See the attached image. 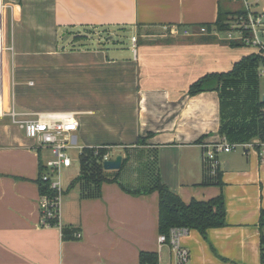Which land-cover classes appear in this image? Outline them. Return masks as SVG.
<instances>
[{
  "label": "crops",
  "instance_id": "0c3cea01",
  "mask_svg": "<svg viewBox=\"0 0 264 264\" xmlns=\"http://www.w3.org/2000/svg\"><path fill=\"white\" fill-rule=\"evenodd\" d=\"M221 5L0 0V264H138L140 252L159 254L158 195L143 192L155 173L184 203L222 196L225 226L207 231L212 245L227 261L258 262L264 164L253 152L219 153L223 185L205 184L211 171L202 145L222 138L220 95L188 94L202 77L227 73L255 53L198 34L202 26L213 27L223 8L242 10L237 0ZM69 85L75 91L61 92ZM65 101L72 107L62 106ZM13 108L19 114L74 113L78 156L82 149L105 150L108 160L136 162L143 169L135 180L145 176L143 189L125 188L120 174L107 171L117 181L103 183L98 198L81 200L79 190H68L70 182L61 202L62 230L40 227L38 180L47 150L12 123ZM79 172L78 164L75 178ZM192 240L188 233L181 244L190 250Z\"/></svg>",
  "mask_w": 264,
  "mask_h": 264
},
{
  "label": "trees",
  "instance_id": "16d2710c",
  "mask_svg": "<svg viewBox=\"0 0 264 264\" xmlns=\"http://www.w3.org/2000/svg\"><path fill=\"white\" fill-rule=\"evenodd\" d=\"M223 13L219 11L213 27L202 26L208 32L212 29L223 32L227 29L228 21L239 14ZM231 48L242 47L239 44L226 43ZM264 67V57L251 54L236 62L227 73L210 74L194 82L188 90L190 96L206 92L218 91L220 95V127L219 134L230 144L246 143L252 139L264 141V101L258 92L255 94L254 112L250 116L242 114L246 101L238 91L247 82L257 87V68ZM238 90V91H237ZM105 150L82 149L78 156L79 175L71 181L68 190L78 185L79 198L93 199L100 196L103 183L117 181V176L110 178L103 169ZM125 160L122 161L121 168ZM43 170V168H42ZM119 170L116 171L119 174ZM42 172V171H41ZM205 184L222 186L221 175L217 169ZM39 193L48 194L47 183L39 177ZM137 192V191H136ZM131 191V193H136ZM144 193L158 195V232L159 235H168L171 228H185L195 231L204 237L208 230L220 229L225 226L226 211L222 196L207 201L192 199L184 203L176 194L171 192L155 173ZM264 226V210L261 211L259 227ZM158 254L155 252H140L138 264H157Z\"/></svg>",
  "mask_w": 264,
  "mask_h": 264
},
{
  "label": "built area",
  "instance_id": "2783aa9c",
  "mask_svg": "<svg viewBox=\"0 0 264 264\" xmlns=\"http://www.w3.org/2000/svg\"><path fill=\"white\" fill-rule=\"evenodd\" d=\"M173 34L178 30H171ZM226 40L224 43L239 44L243 47L251 48L263 55L264 52V9L257 12L245 3L243 12L232 17L227 23ZM218 32L212 29L210 32L204 27L198 29V34L210 35L217 38ZM184 35H191L185 31ZM218 39V38H217ZM132 53L136 55V39L132 38ZM264 75V71L258 74ZM12 123L19 126L25 137L34 142L36 148L50 151L51 160H47L43 165L40 178L47 183L48 194H41L38 200L39 226L42 228H56L62 230L60 219L61 202L64 193L62 183V169L70 167L72 160L68 155L69 150L77 149L73 143V134L78 130V122L74 113H37L19 114L12 109L9 113ZM31 117L30 119L26 118ZM202 147L204 150L203 159L209 164L210 173L214 175L218 169L219 153H231L239 151L247 156L250 152L256 154L260 163L264 164V141L254 140L246 143L230 144L226 139L221 138L217 143ZM105 156L103 161H107ZM189 231L185 228H171L168 235H159L157 238L160 253L157 264L161 262V248L167 247L169 255L168 264H188L190 252L182 246L181 240L187 236ZM76 237H80L76 234ZM259 253L260 264H264V226L259 229Z\"/></svg>",
  "mask_w": 264,
  "mask_h": 264
},
{
  "label": "rangeland",
  "instance_id": "374dc122",
  "mask_svg": "<svg viewBox=\"0 0 264 264\" xmlns=\"http://www.w3.org/2000/svg\"><path fill=\"white\" fill-rule=\"evenodd\" d=\"M235 1V0H234ZM238 2H241L242 4V10L240 12L244 11L245 8V3L249 4V7L257 12L262 11V9H264V0H237ZM224 0H222V5L221 7H224L223 5ZM227 9L224 10V8L222 9V12H227ZM60 37L62 38V34L60 35ZM226 32H220L217 35V38L219 41L225 42L226 40ZM59 38V39H61ZM125 39L122 40L121 42L124 44H127V38L128 36L124 37ZM62 41V40H61ZM103 43H106V41L104 40ZM132 48V45H131ZM130 48V49H131ZM245 50L248 49L251 52H255L253 49L251 48H247V47H243ZM255 55H261L258 53H254ZM264 57V52L263 55H261ZM260 71H264V67L259 66L257 68V75L260 73ZM73 87V88H72ZM76 87L73 85H69V86H62L60 87L61 92H65L67 94H69L70 91H75ZM238 91V90H237ZM258 92V94L260 95L261 98H264V75L260 76L258 75L257 78V87H254V85H250L247 82H244V85H242V87L239 89V93L241 95H243V101H246V105L245 107H243V111L242 114L244 116H250L252 115V113L254 112V107H255V94L254 92ZM54 97V95H53ZM61 102V101H60ZM66 103L62 102V106L65 107H72L70 104V102L65 101ZM14 111L16 113H18V110L16 108H13ZM12 111V110H11ZM20 112V111H19ZM9 119L10 116H8ZM31 117H26V118H18L19 120L22 119H30ZM255 139H252L251 141H254ZM32 142V141H30ZM78 150L77 149H73V150H69L68 151V155L70 156L71 160L73 161V166L71 169L69 170H62V183L64 185L69 184L78 174V161H77V157H78ZM239 151H236L234 154H232L231 157H238ZM47 160H51L53 157L50 153V151L46 152ZM240 157V156H239ZM46 160V161H47ZM130 168V169H129ZM138 168V169H137ZM143 168L142 167H138L136 162H132L131 167L128 166H123L121 168V170H119V180L121 181V183L123 184V186L125 188L128 189H132V190H140L143 189V186L145 183H143L142 179H145V176L140 175L139 177V182L137 180H135L136 175L140 174L138 173L139 170L141 171ZM116 172V171H115ZM145 182V181H144ZM71 192L77 191L78 190V185H75L73 189H71ZM190 237H192L193 235L196 237V240H192L191 241V251L189 249H187L190 252V257H192V264H239V262L237 261H227L226 259H224L223 256L219 255L218 250L216 249L215 245H212L211 239H209L208 234L206 233V235L204 237H202L200 234L196 233V232H189ZM161 262L163 264H168L169 263V255H168V249L167 247H163V249L161 250ZM190 262V260H189ZM188 262V264H189ZM256 264H260V253H259V259L258 262Z\"/></svg>",
  "mask_w": 264,
  "mask_h": 264
},
{
  "label": "water",
  "instance_id": "95a60500",
  "mask_svg": "<svg viewBox=\"0 0 264 264\" xmlns=\"http://www.w3.org/2000/svg\"><path fill=\"white\" fill-rule=\"evenodd\" d=\"M264 101V98H263ZM121 163H122V157L121 156H117L115 159L113 160H107L103 163V169L105 171H118L121 167Z\"/></svg>",
  "mask_w": 264,
  "mask_h": 264
}]
</instances>
